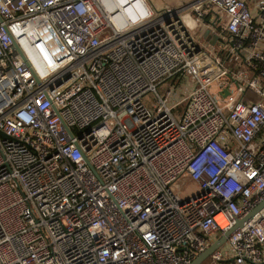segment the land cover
<instances>
[{
  "label": "built area",
  "instance_id": "1",
  "mask_svg": "<svg viewBox=\"0 0 264 264\" xmlns=\"http://www.w3.org/2000/svg\"><path fill=\"white\" fill-rule=\"evenodd\" d=\"M263 200L264 0H0V264H189Z\"/></svg>",
  "mask_w": 264,
  "mask_h": 264
},
{
  "label": "rangeland",
  "instance_id": "2",
  "mask_svg": "<svg viewBox=\"0 0 264 264\" xmlns=\"http://www.w3.org/2000/svg\"><path fill=\"white\" fill-rule=\"evenodd\" d=\"M189 12V11H188ZM188 12H185V15H186V17H188L187 15H189L188 14ZM190 15H189V17L187 18V20L189 21L190 19ZM184 20V19H183ZM185 22V21H184ZM185 24L186 25H188L186 22H185ZM200 30H201V28H200ZM191 32L194 34V33H196V31L193 29V30H191ZM197 40H198V42H200V43H202V44H204L207 40H206V38L205 37H203V39H198L197 38ZM170 86V82L168 81V82H165V83H163L162 85H160L158 88H157V91L160 93V94H165V87H169ZM181 87V86H180ZM180 87H179V89H180ZM189 87L190 86H184L183 87V90L184 91H186V90H188L189 89ZM211 90L212 91H216V84L215 83H213L212 85H211ZM143 100H144V102L145 103H147V104H152L153 103V101H154V93L153 92H150V93H148V94H146L144 97H143ZM182 109H183V104L182 105H180L179 107H178V109H177V111H176V113H180L181 111H182ZM177 115V114H176ZM174 189H175V192L181 197V198H185V197H187V196H189L193 191H195V190H197V186L195 185V183L192 181V180H190V179H188L187 178V175H182V176H180L175 182H174ZM201 264H212V262H211V259L209 258V257H207Z\"/></svg>",
  "mask_w": 264,
  "mask_h": 264
},
{
  "label": "crops",
  "instance_id": "3",
  "mask_svg": "<svg viewBox=\"0 0 264 264\" xmlns=\"http://www.w3.org/2000/svg\"><path fill=\"white\" fill-rule=\"evenodd\" d=\"M150 3L153 5V7L155 8H162L164 6H171V7H179L182 6L184 4H187L188 2L192 1V0H149ZM188 12V11H186ZM188 14L190 15V20L188 21L187 18L189 17V15H187L188 17H186L185 12L182 13V19H184L183 21H185L188 25V27L190 28V30H195L196 33H194V37L197 39H203V37L206 38V43L209 44H214L217 40H218V35L214 32H210L209 29H205L203 28L201 25H197L194 21L193 16L191 15L190 12H188ZM201 28V30H200ZM203 43V42H202Z\"/></svg>",
  "mask_w": 264,
  "mask_h": 264
},
{
  "label": "water",
  "instance_id": "4",
  "mask_svg": "<svg viewBox=\"0 0 264 264\" xmlns=\"http://www.w3.org/2000/svg\"><path fill=\"white\" fill-rule=\"evenodd\" d=\"M263 205H264V200L261 203H259L249 214H247L241 219H238L236 221V224L230 230L226 231L225 233L221 234L218 238H216L204 251L197 254L189 264H201L207 257H209L212 254L213 251H215L225 243L227 237L236 228L244 225L251 218V216Z\"/></svg>",
  "mask_w": 264,
  "mask_h": 264
}]
</instances>
